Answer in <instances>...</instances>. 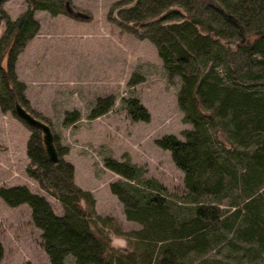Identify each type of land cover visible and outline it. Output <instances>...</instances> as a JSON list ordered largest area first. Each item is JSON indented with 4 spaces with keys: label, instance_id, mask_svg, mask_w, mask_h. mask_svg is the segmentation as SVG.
Here are the masks:
<instances>
[{
    "label": "trees",
    "instance_id": "obj_1",
    "mask_svg": "<svg viewBox=\"0 0 264 264\" xmlns=\"http://www.w3.org/2000/svg\"><path fill=\"white\" fill-rule=\"evenodd\" d=\"M56 2L29 0L30 7L9 23L4 49L7 63L0 62L3 110L15 107L24 95L25 84L17 79L15 65L20 51L40 28L34 11L58 14L62 9ZM124 3L129 5L119 9L121 27L150 39L166 71L181 78L177 99L192 128L184 131V140L165 134L156 142L171 151L184 171L189 193L185 202L193 204L176 203L160 181L144 176L141 166L106 157L105 166L126 178L112 182V192L124 203L127 217L142 225L130 232L117 229L135 239L136 245L132 250L116 249L94 229L96 220L112 219L96 212L94 194L74 181V164L59 149V161L49 159L39 128H34L27 142V172L62 202L64 213H56L43 194L26 184L1 186L0 196L11 206L27 203L31 207L51 264H65L68 255L78 264H225L223 253L207 255L218 243L229 254L236 252V257L245 259L251 254V244L264 249V217L251 193L252 178L264 181V0ZM17 83L21 90L16 89ZM114 103L113 95L99 96L89 117L108 112ZM124 103L133 120H150L149 110L138 97L124 98ZM80 118V111L74 109L67 112L65 122ZM213 136L218 144L227 141L240 149L244 162L240 170L231 167ZM219 203L234 208L229 217H222L230 209ZM177 207L189 208V212L179 214ZM222 228L229 232H219ZM3 255L0 239V263Z\"/></svg>",
    "mask_w": 264,
    "mask_h": 264
},
{
    "label": "rangeland",
    "instance_id": "obj_2",
    "mask_svg": "<svg viewBox=\"0 0 264 264\" xmlns=\"http://www.w3.org/2000/svg\"><path fill=\"white\" fill-rule=\"evenodd\" d=\"M56 1L57 8L62 9L58 14L43 9L34 11L40 28L17 57L16 77L25 87L22 89L19 83L15 87L24 94L20 103L50 125L61 156L74 164V181L94 194L96 212L112 219L96 220L95 231L107 236L114 248L132 250L136 240L117 233V229L130 232L142 225L127 217L124 203L110 188L112 182L126 178L105 166L104 159L111 156L141 166L144 176L160 181L176 203L187 207L193 204L185 202L189 193L184 171L173 160L171 151L156 142L165 134L184 140V131L192 128L177 99L181 78L166 71L150 39L121 27L119 9L129 5L125 0ZM66 1L87 16L69 12ZM29 7V0H0V62L4 66L9 23ZM107 95L115 97L113 107L90 118L96 99ZM131 96L138 97L147 107L149 121L133 120L128 115L124 98ZM74 109L80 111L81 118L66 123L67 112ZM34 130L14 107L3 110L0 104V187L26 184L43 194L56 213L63 214L62 202L27 172V142ZM38 132L44 143L42 130ZM213 137L231 167L240 170L244 164L240 149L227 141L218 144ZM251 193L264 217L262 179H251ZM82 205L85 207L84 202ZM177 209L179 214L189 212V208ZM228 209L222 217H229L234 208ZM31 213L27 203L11 206L0 196V239L4 246L0 264H51L43 247L42 230L34 224ZM219 232L229 231L222 228ZM217 252L223 253L225 264H264V249L257 244H251V254L242 260L236 252L229 254L221 243L207 255L213 257ZM65 264L78 263L73 255H68Z\"/></svg>",
    "mask_w": 264,
    "mask_h": 264
},
{
    "label": "water",
    "instance_id": "obj_3",
    "mask_svg": "<svg viewBox=\"0 0 264 264\" xmlns=\"http://www.w3.org/2000/svg\"><path fill=\"white\" fill-rule=\"evenodd\" d=\"M66 8L69 12L74 13L79 16H87L85 13L80 11H75L73 6L69 1H66ZM16 113L25 120L30 126L34 128H39L43 132V140L44 146L46 149V153L49 159L53 162H58L60 159L58 149L54 143L53 132L48 123L42 121L38 117H36L33 113H31L26 107H24L20 102L15 103L14 107Z\"/></svg>",
    "mask_w": 264,
    "mask_h": 264
}]
</instances>
